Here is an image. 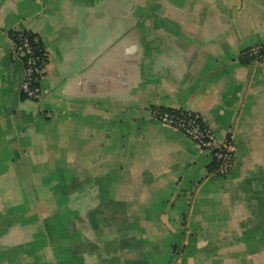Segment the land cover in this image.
<instances>
[{
	"label": "crops",
	"instance_id": "0c3cea01",
	"mask_svg": "<svg viewBox=\"0 0 264 264\" xmlns=\"http://www.w3.org/2000/svg\"><path fill=\"white\" fill-rule=\"evenodd\" d=\"M21 30L47 53L37 101ZM258 44L264 0H0V264H264ZM165 109L231 137L230 174Z\"/></svg>",
	"mask_w": 264,
	"mask_h": 264
},
{
	"label": "built area",
	"instance_id": "2783aa9c",
	"mask_svg": "<svg viewBox=\"0 0 264 264\" xmlns=\"http://www.w3.org/2000/svg\"><path fill=\"white\" fill-rule=\"evenodd\" d=\"M15 48L24 60L25 73L21 84V94L31 100L41 97L42 79L47 53L40 47L39 37L32 32L21 30L13 36ZM244 60L264 61V44L251 46L241 53ZM152 117L167 126L180 130L200 148L211 151L216 171L221 176L230 174L236 146L231 137L221 143L198 112L183 109L153 110Z\"/></svg>",
	"mask_w": 264,
	"mask_h": 264
},
{
	"label": "trees",
	"instance_id": "16d2710c",
	"mask_svg": "<svg viewBox=\"0 0 264 264\" xmlns=\"http://www.w3.org/2000/svg\"><path fill=\"white\" fill-rule=\"evenodd\" d=\"M35 35V34H34ZM39 41H40V43H39V45H40V47H44V45H43V42H42V40L39 38ZM46 62H47V59H46V61H45V64H46Z\"/></svg>",
	"mask_w": 264,
	"mask_h": 264
},
{
	"label": "rangeland",
	"instance_id": "374dc122",
	"mask_svg": "<svg viewBox=\"0 0 264 264\" xmlns=\"http://www.w3.org/2000/svg\"><path fill=\"white\" fill-rule=\"evenodd\" d=\"M44 215H50V214H48V213H44ZM63 233H64V231H63Z\"/></svg>",
	"mask_w": 264,
	"mask_h": 264
}]
</instances>
